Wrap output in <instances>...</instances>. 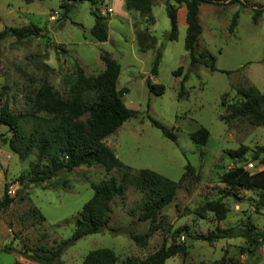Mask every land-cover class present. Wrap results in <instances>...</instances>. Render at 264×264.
Wrapping results in <instances>:
<instances>
[{
	"label": "rangeland",
	"instance_id": "obj_1",
	"mask_svg": "<svg viewBox=\"0 0 264 264\" xmlns=\"http://www.w3.org/2000/svg\"><path fill=\"white\" fill-rule=\"evenodd\" d=\"M163 1H153L156 24L151 32L157 42L142 53L136 31L148 26L138 12L126 10L125 0H100L96 5L89 1L67 2L72 7L67 19L61 7L66 0H0V32L26 26L32 29L28 37L8 35L0 41V110L7 105L14 114L36 111L37 96L45 81L60 97L71 98L81 80L92 79L105 69L102 55L108 52L121 66L117 88L123 101L139 115L106 138V144L132 171L148 168L175 181L185 173L187 164L193 171L179 185L175 199L161 211L156 221L161 228L147 246L139 247L125 233L126 228L145 233L151 224L139 218L144 194L130 185L125 196L115 197L111 204L109 225L117 231L106 229L77 240L65 250L61 261L83 264L91 250L111 248L118 264L128 260L137 263L162 246L184 244L187 254L170 257L164 264H211L223 257L224 264H264V246L252 256L243 250L247 246L243 237L210 243L187 235L209 236L220 228L238 231L247 222L253 223L257 231L264 229V207L258 204L264 197L263 190L241 188L236 196L222 193L228 189L223 174L247 165L236 161L231 151L246 147L245 156L250 159L257 147L264 145V125H254L243 117L227 123L220 119L229 113L230 104L241 99L240 88L254 86L264 93V12L255 23L251 7L230 4V0H221L220 5L203 4L198 50L209 51L215 57L217 70L212 71L203 64L190 68L186 27L179 28L176 40L167 39L171 22ZM249 2L264 5V0ZM92 9L107 22L109 38L105 42H98L91 34L95 23ZM238 10V26L232 34L229 24ZM158 52L163 57L158 75L152 76ZM181 66L182 74L177 75ZM185 75L188 79L183 81ZM148 77L165 86L162 95L150 90ZM182 86L185 92L180 97ZM92 94L86 92L84 98ZM151 119L173 129L178 144L166 138ZM201 126L210 132L204 146L191 138ZM11 135L0 122V202L5 188L9 190L13 185L15 190L11 195L15 201L0 212V264H31L24 253L49 249L73 235L79 212L94 194L92 184L110 176L121 179L124 170L80 166L29 185V169L36 156L19 158L9 148ZM252 163L250 172L264 169L260 160ZM20 196L23 201H19ZM217 199L229 210L225 220H218L210 211L205 217L197 214L198 207Z\"/></svg>",
	"mask_w": 264,
	"mask_h": 264
},
{
	"label": "trees",
	"instance_id": "obj_2",
	"mask_svg": "<svg viewBox=\"0 0 264 264\" xmlns=\"http://www.w3.org/2000/svg\"><path fill=\"white\" fill-rule=\"evenodd\" d=\"M76 1L78 3L89 1L96 5L100 0H66L61 7L64 8L63 17L68 18L71 6L67 2ZM154 0H125L127 11H135L145 19L147 29L136 31V40L139 50L145 53L153 48L157 42V37L149 30L156 24L153 15ZM166 0V10L171 22V29L167 33V39L176 40L179 34L178 6L186 7L187 31L185 37V49L189 53L190 68L197 64H203L212 71L217 70L215 57L209 51L198 50L202 25L199 19V8L202 4L220 5L221 0ZM239 4L242 7H251L254 12L253 21L258 22L264 12V5L255 6L248 0H230V4ZM95 16V23L91 28V34L98 42H105L109 38V29L105 17L95 9L91 10ZM240 17L239 10L232 16L229 24V32L234 34L238 26ZM64 19V20H65ZM8 35L16 36L19 39L32 35L29 26L14 28L0 32V41ZM163 57L162 52H158L153 61L151 75L156 76ZM102 60L105 69L92 79L80 81L79 90L71 98L60 97L53 87L45 81L38 93L36 100V111L25 114H14L7 105L0 110V122L6 125L12 132L9 138V148L17 154L19 158L25 159L35 154L36 159L31 163L29 174L31 175L29 185H36L47 179L59 176L64 171H71L80 166L99 165L106 170L123 169L121 179L110 176L98 183H93V196L84 204L76 220V227L73 235L54 244L49 249H39V251L24 253V256L39 264H65L61 257L65 250L73 245L77 240L91 234H98L110 228L112 214V202L115 197H124L130 185L144 194L140 204V220H150V228L145 233H138L134 229L126 228L125 233L139 246H147L149 239L161 228L160 223H156L161 211L168 206L176 197L179 185L185 180L188 172L193 171V167L187 164L185 173L178 180L167 178L151 169L142 168L132 171V167L125 165L106 144V138L114 134L127 120L136 118L139 113L127 107L123 97L117 88L118 79L121 73V66L108 52H104ZM183 67H179L175 72L182 74ZM188 76L183 77L186 81ZM150 90L156 95H162L165 86L153 83L151 78L146 79ZM184 86L179 94L182 97ZM93 93L92 96L84 98V93ZM242 95L241 99L228 106L229 113L221 116L224 122H230L237 118H247L252 124L264 125V93L257 87L248 86L238 90ZM224 105V101H222ZM43 113V114H38ZM153 125L158 127L164 136L178 144V138L173 129H169L161 122L151 119ZM210 136L209 130L201 126L191 134V138L197 144L206 145ZM1 148V146H0ZM246 147H241L231 151L232 157L239 163L260 160L264 164V145L258 146L250 159L245 156ZM228 189L223 191V196H236L241 188L258 189L264 191V169L258 172H250L243 165H239L222 176ZM24 197L20 196L19 201ZM15 198L8 194L5 188L4 198L0 202V212L5 211ZM264 207V197L258 201ZM213 212L218 220H225L228 208L221 199L211 200L205 205L196 209L198 215L205 217L207 212ZM190 238L206 240L210 243L220 239L243 237L247 246L243 249L252 256H256L261 246H264V229L257 231L255 225L247 222L244 228L233 231L231 228H220L212 235L195 236L187 233ZM177 254L186 255L187 246L184 244L162 246L158 250L149 254L145 259L132 263L130 260L126 264H164L167 259ZM225 258L214 261L211 264H224ZM12 264H23L16 261ZM83 264H118V256L111 248H98L91 250L84 258ZM208 264V263H201Z\"/></svg>",
	"mask_w": 264,
	"mask_h": 264
},
{
	"label": "crops",
	"instance_id": "obj_3",
	"mask_svg": "<svg viewBox=\"0 0 264 264\" xmlns=\"http://www.w3.org/2000/svg\"><path fill=\"white\" fill-rule=\"evenodd\" d=\"M249 1V0H248ZM110 4H111V6L114 8V6H113V3L111 2V1H108ZM163 2H166V1H163ZM175 3V2H174ZM203 6V4L200 6V8H199V19H200V23H202V20H201V18H200V14L203 12V8H204V6ZM231 6H235V5H231ZM154 7V6H153ZM207 10V9H206ZM209 11V10H208ZM207 11V12H208ZM129 13H131V11H128ZM186 12H187V10H186V7L183 5V6H178V13H177V16H178V25H179V28L180 27H186V30H187V21H186ZM154 26V25H153ZM152 26V27H153ZM152 27L150 28V32H151V29H152ZM152 33V32H151ZM154 35V34H153ZM29 262H31V264H38L37 262H33V261H29ZM24 264H26V263H24Z\"/></svg>",
	"mask_w": 264,
	"mask_h": 264
},
{
	"label": "built area",
	"instance_id": "obj_4",
	"mask_svg": "<svg viewBox=\"0 0 264 264\" xmlns=\"http://www.w3.org/2000/svg\"><path fill=\"white\" fill-rule=\"evenodd\" d=\"M245 167V169H249V168H254V165H253V163L250 161V162H248L247 163V165L246 166H244ZM15 193V190H14V186L13 185H11L10 187H9V190H8V194L11 196L12 194H14ZM15 195V194H14ZM13 195V196H14Z\"/></svg>",
	"mask_w": 264,
	"mask_h": 264
}]
</instances>
